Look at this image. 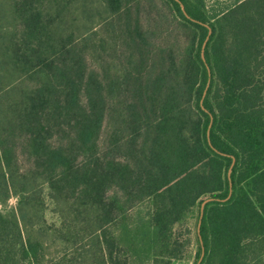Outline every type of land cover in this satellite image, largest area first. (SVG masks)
Wrapping results in <instances>:
<instances>
[{
	"label": "trees",
	"instance_id": "trees-1",
	"mask_svg": "<svg viewBox=\"0 0 264 264\" xmlns=\"http://www.w3.org/2000/svg\"><path fill=\"white\" fill-rule=\"evenodd\" d=\"M179 1L0 0V264H196L231 156L200 264H264V0Z\"/></svg>",
	"mask_w": 264,
	"mask_h": 264
},
{
	"label": "water",
	"instance_id": "water-1",
	"mask_svg": "<svg viewBox=\"0 0 264 264\" xmlns=\"http://www.w3.org/2000/svg\"><path fill=\"white\" fill-rule=\"evenodd\" d=\"M176 1L180 3L179 0H176ZM180 6H181V9H182L183 13L185 14V16H186V17H189V16L187 15V13L185 12V10H184V6H183V4L180 3ZM205 26L207 27L208 32H207V35H206V37H205V39H204V41H203V43H202L201 58H202V60H203L204 63H205V66H206V69H207V74H208V79H207L206 85H205L204 90H203V93H202V97H201V100H200V105H201V108H202L203 110L207 111V110L204 108V106H203L202 103H203V99H204V97H205V95H206L207 89H208L209 84H210V76H211V72H210V68H209V66H208L207 63L205 62V57H204V52H203V50H204V47H205V45H206V42L208 41V38H209V36H210V34H211V29H210V27H209L208 25H205ZM211 125H212V116L210 115V121H209V125H208V128H207V139H208V143H209V144H210V140H209V132H210ZM210 145H211V144H210ZM234 162H235V158H234L233 156H231V164H230V166H229V168H228V171H227V177H228V181H229V192H228V195H227L224 199H222V200H220V199H218V198H214V197H208V198L203 199V200L200 202V206H199V217H198V222H197V228H196V230H197V234H198V238H199V242H200V246H201V252H200V256H199V258H198L196 264H200L201 261H202V258H203V256H204V246H203L202 239H201V236H200V225H201V220H202L203 213H204V207H205L206 204H208L209 202H212V201H225V200H227V199L230 197V195H231V187H232V183H231V179H230V174H231V170H232V166H233Z\"/></svg>",
	"mask_w": 264,
	"mask_h": 264
},
{
	"label": "rangeland",
	"instance_id": "rangeland-1",
	"mask_svg": "<svg viewBox=\"0 0 264 264\" xmlns=\"http://www.w3.org/2000/svg\"><path fill=\"white\" fill-rule=\"evenodd\" d=\"M16 204V198L14 196H12L9 200H8V206L13 207ZM194 219L190 220L191 223L193 222ZM193 263V259H189L187 264H191ZM185 264V263H184Z\"/></svg>",
	"mask_w": 264,
	"mask_h": 264
}]
</instances>
